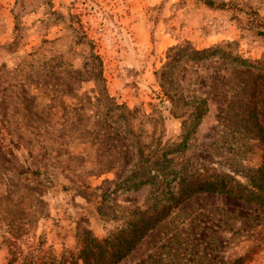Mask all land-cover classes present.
I'll list each match as a JSON object with an SVG mask.
<instances>
[{
    "label": "rangeland",
    "instance_id": "obj_1",
    "mask_svg": "<svg viewBox=\"0 0 264 264\" xmlns=\"http://www.w3.org/2000/svg\"><path fill=\"white\" fill-rule=\"evenodd\" d=\"M219 190L264 193V0H0V264H110L164 214L116 264H264Z\"/></svg>",
    "mask_w": 264,
    "mask_h": 264
},
{
    "label": "trees",
    "instance_id": "obj_2",
    "mask_svg": "<svg viewBox=\"0 0 264 264\" xmlns=\"http://www.w3.org/2000/svg\"><path fill=\"white\" fill-rule=\"evenodd\" d=\"M177 50L178 51L175 55H173L172 53L169 52V54H168L169 63H171L175 59H177L180 52L186 51V49H184V48H177ZM214 51L215 50H210V49L193 50L191 52V57L194 59H203V58L208 57L209 55H212L214 53ZM240 61L243 64L247 63L245 60H240ZM195 103H197V104L192 106V108H193L192 115L194 116L193 121H191V124L193 125V126L191 125L192 129L198 125V121L201 119L203 114L206 112V106H205L203 100H200L199 102H195ZM191 126H189V128ZM192 129L188 130L186 135L190 134ZM206 185H208V184H206ZM209 187H212V189L216 188V186H213L212 184H209ZM219 191H221V192L225 191L226 193H229V194H232L234 196L243 198L247 201H251V202L255 201V202H258V203L264 205V193L259 194V193H255L254 191H250V192H242L241 191V192H237V193H234L231 190H219ZM190 194H192L191 191H189L188 195H190ZM188 195L177 198V202L182 201ZM164 216H165V214L162 216H158L156 218H148L146 221L140 223V225H137V227L132 231L130 236L125 241H123L121 246L117 250L112 251V253H110V256L108 258L109 263L110 264H116V262L119 259H121L123 256H125L128 252H130L131 249H133L134 246L139 242V240H141L143 238V236L147 233V231L149 229H151L159 220L164 218Z\"/></svg>",
    "mask_w": 264,
    "mask_h": 264
}]
</instances>
